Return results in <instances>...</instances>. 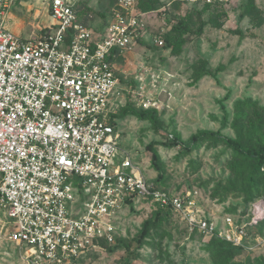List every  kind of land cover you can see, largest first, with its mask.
I'll list each match as a JSON object with an SVG mask.
<instances>
[{"label": "built area", "instance_id": "1", "mask_svg": "<svg viewBox=\"0 0 264 264\" xmlns=\"http://www.w3.org/2000/svg\"><path fill=\"white\" fill-rule=\"evenodd\" d=\"M14 1L0 0V241L13 243L24 264H89L115 243V219L141 203L245 248L250 227L264 220V198L246 218L225 214L219 225L188 195L146 179L120 144L117 115L127 103L164 107L159 76L122 83L111 60L137 34V0H116L98 30L79 19V0H48L51 24L34 38L7 27Z\"/></svg>", "mask_w": 264, "mask_h": 264}, {"label": "rangeland", "instance_id": "2", "mask_svg": "<svg viewBox=\"0 0 264 264\" xmlns=\"http://www.w3.org/2000/svg\"><path fill=\"white\" fill-rule=\"evenodd\" d=\"M78 2L83 20L94 30L107 23L113 0ZM47 3L15 0L7 27L20 37L39 36L52 21ZM138 12L137 34L113 63L122 83L132 85L142 73L159 76L157 94L164 107L157 111L156 125L121 115L116 127L120 144L146 179L188 195L203 216L220 225L223 215L248 209L247 192L264 195V176L257 188L251 187L246 176L238 177L241 158L229 146L213 139L192 144L190 139L199 130L237 137L235 105L249 98L255 107L242 121L241 141L250 146L264 142V0H140ZM181 19L192 33L177 49L167 39L174 34L171 25ZM199 70L210 74L198 77ZM151 210L141 203L126 207L115 219V243L93 253L89 264H216L218 247L231 249L237 264H264V220L250 227L246 247L235 249L189 231L176 213L159 226L149 225L142 235L143 224L152 222ZM0 264H24L13 243L0 241Z\"/></svg>", "mask_w": 264, "mask_h": 264}, {"label": "trees", "instance_id": "3", "mask_svg": "<svg viewBox=\"0 0 264 264\" xmlns=\"http://www.w3.org/2000/svg\"><path fill=\"white\" fill-rule=\"evenodd\" d=\"M139 1L137 0L136 3V10L138 11V5ZM116 3V0H113V5ZM112 5V6H113ZM110 6V9L111 7ZM107 13V18L109 17V12ZM76 12L79 17V19L87 24L83 18H82V12L79 7V2L76 7ZM88 25V24H87ZM171 31L174 32L173 36L171 38L167 39V44L174 46L175 48H179L180 45L186 40V38L192 33L190 27L186 24V22L181 19L180 21L174 23L171 25ZM197 32H201V27L198 28ZM114 57H111V60L113 61ZM203 73H209V71L199 70L197 73V76H201ZM255 107V103L252 102L249 98H245L242 101H239L235 105V113L233 116V127L237 132V137L230 138L228 136L222 135L218 131H206V130H199L191 137V143H196L197 141L207 140V139H213L218 142H222L225 145L229 146L240 158H241V164L238 166L239 174L237 173L238 177L241 178L243 176H246V180L249 181L251 184V187H255L258 180H260L264 176V142H261L258 146H250L248 144H244L241 141V127H242V121L245 119L246 112L253 109ZM264 110V109H263ZM130 113L136 118L140 120H150L154 125L157 123V111L155 110H143V109H137L134 108L133 105L129 102L125 107H123L120 111V113L117 115L119 118L121 115ZM176 139V137H175ZM177 140V139H176ZM175 140V141H176ZM151 152H152V164L157 169L158 166L157 163V153L154 149H152L151 145L149 146ZM155 185H157L159 188L167 190L164 187L159 186L157 183L154 182ZM257 188V187H255ZM249 195L248 202L249 207L251 203L256 200L257 198H264V195H261L260 197L253 196V193L247 192ZM259 195V194H257ZM248 209H245L244 211H237V213L232 215H240L244 218L247 217ZM240 212V213H239ZM173 211L171 209L166 207H156L150 212V216L152 218V222H145L142 227L141 234L144 235L147 232V228L149 225L152 226H159L161 223L172 216ZM217 240L220 242V245L224 246H231L232 248L239 249V247H235L221 239ZM112 245H106L105 248H110ZM214 257L216 258V264H237L234 262V257L231 252V249H223L218 247L214 253Z\"/></svg>", "mask_w": 264, "mask_h": 264}, {"label": "crops", "instance_id": "4", "mask_svg": "<svg viewBox=\"0 0 264 264\" xmlns=\"http://www.w3.org/2000/svg\"><path fill=\"white\" fill-rule=\"evenodd\" d=\"M121 53V52H120ZM120 53L118 55H120ZM117 56V55H116Z\"/></svg>", "mask_w": 264, "mask_h": 264}]
</instances>
